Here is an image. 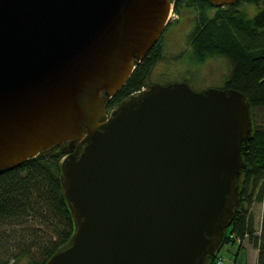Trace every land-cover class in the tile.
Here are the masks:
<instances>
[{
  "label": "water",
  "instance_id": "obj_1",
  "mask_svg": "<svg viewBox=\"0 0 264 264\" xmlns=\"http://www.w3.org/2000/svg\"><path fill=\"white\" fill-rule=\"evenodd\" d=\"M171 1L0 0V172L70 143L60 169L75 232L46 264H204L223 245L246 97L152 85L107 113Z\"/></svg>",
  "mask_w": 264,
  "mask_h": 264
},
{
  "label": "trees",
  "instance_id": "obj_2",
  "mask_svg": "<svg viewBox=\"0 0 264 264\" xmlns=\"http://www.w3.org/2000/svg\"><path fill=\"white\" fill-rule=\"evenodd\" d=\"M171 5L177 15L185 9L194 13L188 40L195 60L226 58L230 70L222 89L244 95L250 112L262 114V122L253 124L249 140L241 146L239 200L223 245L240 246L246 240L257 251L256 264H264V211L258 231L251 212L254 203H262L264 188V0H241L229 7L212 6L205 0H172ZM242 5L255 6L259 12L249 19ZM157 47L135 65L125 85L109 100L107 111L142 91L160 58ZM42 153L18 168L0 172V264H46L75 232L62 187L64 156ZM219 259L217 254L204 264H217Z\"/></svg>",
  "mask_w": 264,
  "mask_h": 264
},
{
  "label": "rangeland",
  "instance_id": "obj_3",
  "mask_svg": "<svg viewBox=\"0 0 264 264\" xmlns=\"http://www.w3.org/2000/svg\"><path fill=\"white\" fill-rule=\"evenodd\" d=\"M249 19H253L259 12L258 8L251 5H242ZM194 13L190 10H181L179 15L173 12V5L169 14L170 27L165 29L157 42L160 58L151 68L150 74L142 90L149 89L152 85H168L172 83L185 82L194 92H201L210 88L222 89L228 78L230 64L226 58L214 57L199 63L195 60L192 49L189 45V34L191 33ZM114 109V108H113ZM113 109L107 111L109 114ZM262 122V114L259 111L250 112V132L253 124ZM70 152V143L52 147L42 154L57 153L64 157ZM63 157V158H64ZM264 211V188L262 203H254L251 212L254 217L255 229H260L262 214ZM246 244L251 246L246 240ZM244 245V247L246 246ZM240 248L236 244H225L220 248L218 255L222 258L223 264H235L239 258ZM255 253L251 251L248 264H252ZM24 264V263H22Z\"/></svg>",
  "mask_w": 264,
  "mask_h": 264
},
{
  "label": "crops",
  "instance_id": "obj_4",
  "mask_svg": "<svg viewBox=\"0 0 264 264\" xmlns=\"http://www.w3.org/2000/svg\"><path fill=\"white\" fill-rule=\"evenodd\" d=\"M229 244H232V243H229ZM229 244H227V245H229ZM233 244H235V243H233ZM245 244H246L245 241H243L240 246H238L236 244L238 246V248H240V251L238 252L239 258H236L235 264H248L247 259L249 258V254L251 253V251H253V253H255V257H253V259H252V264H256L257 251L252 246H249L247 244L244 247ZM223 246H225V245H223Z\"/></svg>",
  "mask_w": 264,
  "mask_h": 264
},
{
  "label": "built area",
  "instance_id": "obj_5",
  "mask_svg": "<svg viewBox=\"0 0 264 264\" xmlns=\"http://www.w3.org/2000/svg\"><path fill=\"white\" fill-rule=\"evenodd\" d=\"M217 264H223V260L222 259H219Z\"/></svg>",
  "mask_w": 264,
  "mask_h": 264
}]
</instances>
